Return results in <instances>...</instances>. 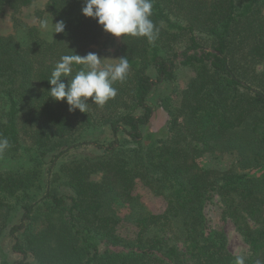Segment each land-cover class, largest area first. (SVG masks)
<instances>
[{
    "label": "trees",
    "instance_id": "1",
    "mask_svg": "<svg viewBox=\"0 0 264 264\" xmlns=\"http://www.w3.org/2000/svg\"><path fill=\"white\" fill-rule=\"evenodd\" d=\"M36 1L0 0V16L10 10L17 23ZM152 2L157 39L120 36L127 78L103 107L88 98V112L49 96L47 80L63 55L93 52L109 33L82 13L84 0L47 1L41 13L65 23L51 39L35 27L24 41L0 34V136L10 144L0 155V242L8 237L17 255L2 264H235L211 219L217 202L250 246L246 264L264 262V0ZM177 62L194 76L176 104L173 90L151 104ZM154 105L168 120L149 134ZM106 129V147L94 140L103 153L68 155ZM217 153L243 170L211 167ZM139 183L164 211L146 207Z\"/></svg>",
    "mask_w": 264,
    "mask_h": 264
},
{
    "label": "clouds",
    "instance_id": "2",
    "mask_svg": "<svg viewBox=\"0 0 264 264\" xmlns=\"http://www.w3.org/2000/svg\"><path fill=\"white\" fill-rule=\"evenodd\" d=\"M82 13L86 17L97 19L106 32L117 37H146L151 43L159 35V28L151 19L152 0H84ZM40 26L45 30L48 28L46 21H42ZM64 30L63 21L54 23L53 34ZM104 58L94 52L86 55H63L47 79L51 85L49 96L57 101L66 99L70 111L79 109L81 112H88V98L103 107L117 95L118 90L113 85L118 81L123 82L130 70L126 56L119 57L115 63H106ZM74 65H84L87 70L82 68L72 75ZM62 78H68V82L65 83ZM8 147L9 140L0 136V152ZM246 259V253L237 255L235 264H246ZM255 264L264 262L257 259Z\"/></svg>",
    "mask_w": 264,
    "mask_h": 264
},
{
    "label": "rangeland",
    "instance_id": "3",
    "mask_svg": "<svg viewBox=\"0 0 264 264\" xmlns=\"http://www.w3.org/2000/svg\"><path fill=\"white\" fill-rule=\"evenodd\" d=\"M48 0H37L31 6L25 7L22 9L20 13L17 14L19 21L16 23L12 16V11L8 10L3 15L0 16V34L3 35H15L19 41H24L27 39L28 31L31 28H37V30L41 33L43 37L46 39H51L53 37L54 32V21L48 18L46 13H41L45 7ZM46 21L48 24V28L42 29L41 22ZM120 43V37H117L111 33H104L96 42H94L90 49L94 53L99 54L104 58V62L106 63H115L117 62L116 50ZM175 80L173 83H167L164 86L157 88V93L151 104H155L158 100L156 97L162 93V91L169 93L175 91L173 94V101L176 104L180 92L185 88L189 80L194 76V72L190 67H186L181 65L179 62L176 63L175 67ZM153 79H156V74L153 73ZM160 92V93H159ZM155 106V105H154ZM168 120L167 113L164 109L155 106V113L150 122V124L145 129L146 133H157L165 129L166 123ZM96 134L94 136L88 135L89 143H85L83 147L72 148L68 155H72L75 153L87 154V155H96L104 152V148L99 147V145L94 141L95 139H99L103 142V146H107L109 141L111 140V130L106 129L105 131L96 130ZM105 137V140H104ZM1 155V152H0ZM206 162L210 164L211 167L217 169H235L237 171L243 170L240 167L237 161V157L231 154H221L217 153L212 156L206 157ZM93 179H100V174H96L93 176ZM136 193L142 197L143 203L146 207L154 212H162L166 208V202L162 197L152 196L148 190L139 183L136 186ZM211 219L213 224L221 226L228 237V247L232 253L235 255L241 254H249L250 246L245 242L242 235L239 233L235 224L230 219L222 218V210L217 202L211 208ZM124 233L129 232L126 228L123 231ZM4 257H7V260H16L17 255L11 252L10 240L8 237L3 239L0 242V264L3 263Z\"/></svg>",
    "mask_w": 264,
    "mask_h": 264
}]
</instances>
